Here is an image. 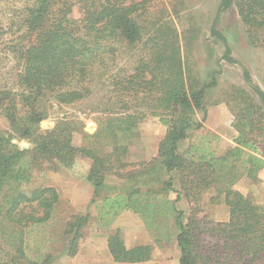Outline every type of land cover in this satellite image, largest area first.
Segmentation results:
<instances>
[{
  "label": "trees",
  "instance_id": "16d2710c",
  "mask_svg": "<svg viewBox=\"0 0 264 264\" xmlns=\"http://www.w3.org/2000/svg\"><path fill=\"white\" fill-rule=\"evenodd\" d=\"M23 10L19 29L22 42L12 53L22 64L15 87L0 88V116L10 132H0V264H54L59 255L74 258L92 215L73 214L62 232L63 247L46 252L42 244L55 239L60 220V195L54 187L30 189L34 165L72 169L79 157L92 162L86 179L94 188L99 228L109 230L108 249L116 264H143L153 260V245L129 248L120 229L110 230L114 219L128 211L136 214L156 243L175 242L179 264H264V206L235 188L247 178L261 181L264 169V91L215 27L211 33L225 45L223 60L243 69L246 83L258 98L235 88L233 102L238 132L235 147L224 154L212 149L209 139L183 145L190 133L207 120L204 103L212 81L195 84L185 73L181 54L150 51L126 74L110 77L106 102L91 108L97 130L85 132L78 117L60 118L52 129L42 130L51 109L71 107L88 100L93 86L104 85L118 61L123 43L134 49L143 40L139 20L154 0H32ZM235 7L251 44L264 36V0H220L218 14ZM75 10L79 17L73 16ZM18 24V23H17ZM161 47V46H160ZM201 113V118L198 114ZM158 116L167 127L158 153L149 162H128L140 126ZM83 135L84 146L74 143ZM15 140L28 141L23 149ZM108 176L128 187L107 190ZM223 202L227 222L200 217L203 197ZM175 195V198L172 197ZM186 200L189 209L180 204ZM101 201V202H99ZM34 236L38 254H27V237ZM58 256V257H59Z\"/></svg>",
  "mask_w": 264,
  "mask_h": 264
},
{
  "label": "rangeland",
  "instance_id": "374dc122",
  "mask_svg": "<svg viewBox=\"0 0 264 264\" xmlns=\"http://www.w3.org/2000/svg\"><path fill=\"white\" fill-rule=\"evenodd\" d=\"M32 3V0H0V88H14L16 76L22 70L21 62L12 53V47L22 42L24 31L19 29V19L23 15L25 6ZM219 3L220 0H154L147 13L139 20L143 31L142 42L134 49L127 47L125 43L120 45L118 61L116 66L111 67L106 77L107 83L103 86H93V94L80 104L63 108L54 106L49 119L42 123L41 129H52L60 118L67 115L81 119L85 125V132L93 134L97 130L95 123L97 116L91 112V108L98 102L109 101L110 77L130 72L139 58L148 55L152 50L170 55L174 51L173 47H176L179 49L178 54H181L185 73L187 72L195 84L202 86L211 82L213 76L216 75L217 78V86L209 88L205 95L204 103L208 115L204 127L190 133L189 140L184 143L183 149L186 150L192 143L200 142L203 138L212 141L211 147L219 155L235 147L234 140L238 137V132L233 124L236 115L228 105V102L231 103L234 109L239 106L233 102L235 88L251 94L257 103L259 100L246 83L243 69L239 65L229 64L223 60L225 45L212 35L211 30L215 27L222 33L232 51L233 58L249 70L254 84L263 91L264 36L257 46L251 44L237 9L232 7L218 14ZM73 16L78 18L79 13L75 10ZM201 116V113L198 114V118ZM0 132L4 134L10 132L9 123L1 116ZM166 132L167 127L161 123L158 116L150 115L143 122L139 137L131 145L130 158L127 160L134 165L132 168L139 163L149 162L153 158ZM14 142L22 148L32 147L28 141L15 140ZM74 143L77 147L84 146L83 135L77 134ZM91 165V160L79 157L72 169L62 168L54 171L48 163L33 167L32 181L28 187L30 189L54 187L59 192L61 200L59 224L51 228L55 232V239L48 241L45 245L42 244L40 250L44 246L46 252L62 249L64 245L62 232L70 215L90 213L94 216L85 229L84 238L80 244L84 252L74 258L57 255L53 261L54 264H113L99 250L103 244L102 232L105 229L99 228L100 222H98L97 210H94L95 206L87 203L90 191L94 189L86 179ZM259 176L262 177L259 183L253 184L250 180L244 179L240 180L235 188L245 196L251 197L255 203L264 206V169ZM124 183L117 176H108L106 188L107 190L128 188ZM209 194L207 193L203 198L201 205L203 212L200 217L208 215L210 220L217 222L226 219L227 206L220 201L212 204L210 196L214 193ZM180 207L188 211L189 204L183 200ZM115 222L120 226L129 248L141 244L154 246V257L149 264H176L178 261L179 251L175 242L172 240L168 243H156L141 219L133 215H120L114 219L111 229L115 227ZM34 240H36L34 236L27 237V254L31 258L38 254V245L34 243ZM94 251L99 259L91 256Z\"/></svg>",
  "mask_w": 264,
  "mask_h": 264
},
{
  "label": "crops",
  "instance_id": "0c3cea01",
  "mask_svg": "<svg viewBox=\"0 0 264 264\" xmlns=\"http://www.w3.org/2000/svg\"><path fill=\"white\" fill-rule=\"evenodd\" d=\"M157 153H158V149L156 150V152H155V154L153 155V158H155L156 156H157ZM152 158V159H153ZM151 159V160H152ZM150 160V161H151ZM259 178L260 179H262V177L261 176H259ZM244 179H247V178H243L242 180H244ZM90 190H91V188H90ZM90 195H89V197H88V199H87V203L88 204H91L92 206H95V209L94 210H97V205L96 204H92V200H93V198H94V189L92 190V191H90ZM209 193H211V192H209ZM208 193V194H209ZM210 195V194H209ZM206 196V195H205ZM204 196V197H205ZM212 196V195H211ZM203 197V198H204ZM174 198H175V195H174ZM74 202V201H73ZM203 202V201H202ZM77 203V202H76ZM223 203V202H222ZM74 204H75V202H74ZM224 204V203H223ZM260 205V204H259ZM227 209H228V207H227ZM97 212V211H96ZM92 215V214H91ZM121 216H126V215H133L134 217H137V218H139L136 214H134V213H132V212H128V211H126V212H124V213H122V214H120ZM119 215V216H120ZM92 217H94L93 215H92ZM119 218H121V217H119ZM119 218H118V220H119ZM140 219V218H139ZM229 220V209H228V217H226V219H224V220H222V221H220V220H218V222H227ZM117 221V220H116ZM217 222V221H216ZM113 230H116V229H120V226L119 225H117L116 224V222H115V227L114 228H112ZM111 228H110V230H112ZM121 230V229H120ZM104 233V234H103ZM102 235H103V237H102V246H101V248L99 249L101 252H102V254H103V256L104 257H106L108 260L110 259L111 261H112V263L113 264H116V263H114L113 262V260H112V257H111V255H110V253H109V249H108V235H109V230H105L104 232H102ZM142 245V244H141ZM148 245V244H147ZM136 246H138V245H136ZM135 247V246H134ZM132 248V247H131ZM95 250V249H94ZM97 251H98V249H96ZM95 250V251H96ZM95 251L91 254V256L92 257H94V258H98L97 257V254L95 253ZM84 251H83V247H82V250H81V248H80V251H79V253H78V255H80L81 253H83ZM90 256V257H91ZM99 259V258H98ZM97 259V260H98ZM150 262H147L146 264H149ZM143 264H145V263H143ZM176 264H179V259H178V261L176 262Z\"/></svg>",
  "mask_w": 264,
  "mask_h": 264
},
{
  "label": "water",
  "instance_id": "95a60500",
  "mask_svg": "<svg viewBox=\"0 0 264 264\" xmlns=\"http://www.w3.org/2000/svg\"><path fill=\"white\" fill-rule=\"evenodd\" d=\"M23 149H26V148H23Z\"/></svg>",
  "mask_w": 264,
  "mask_h": 264
}]
</instances>
